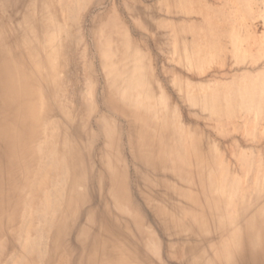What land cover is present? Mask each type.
Wrapping results in <instances>:
<instances>
[{
    "label": "bare ground",
    "instance_id": "obj_1",
    "mask_svg": "<svg viewBox=\"0 0 264 264\" xmlns=\"http://www.w3.org/2000/svg\"><path fill=\"white\" fill-rule=\"evenodd\" d=\"M100 3L0 0V264H264V0L113 2L74 97Z\"/></svg>",
    "mask_w": 264,
    "mask_h": 264
},
{
    "label": "rangeland",
    "instance_id": "obj_2",
    "mask_svg": "<svg viewBox=\"0 0 264 264\" xmlns=\"http://www.w3.org/2000/svg\"><path fill=\"white\" fill-rule=\"evenodd\" d=\"M210 1H212V0H210ZM113 2H115V4H117L118 0H101V3L99 4V6H97V8L95 10H93L92 12H89L87 14V17H85V20L82 23L83 26H82L81 34H79L75 38L74 47L76 50L75 51L76 61L74 62L72 60L73 62H70V65H69V68H70L72 74H74V76L72 77L73 80H71V82H70L71 87H74V89H75V91H74L75 93H72V95L74 97L80 96L79 90L76 89L77 85L75 86V83H78L76 81L77 78L81 79L84 76V73L86 71V68H84V67H85L86 63L88 66H90L91 69H93L92 70V73L94 72L93 75L97 76L98 78H99V76L102 77L103 72H102V68L100 66V62L98 60L97 54H95L97 51V48H96L94 42H92V38L90 36V31H89V24L91 22L92 15H94L95 13H97L100 10H105L108 7L112 6ZM124 17H125V15H124ZM129 30L134 37L138 36L136 33L133 32V30L131 28ZM85 49H86V53L84 54ZM165 64L168 65L167 62H164V61L159 62L160 67L162 65H165ZM87 71H88V69H87ZM98 86H97L98 87V94H96L94 96L95 111H94V114H92L93 117L91 116L92 118L97 117L101 113H105V109L103 108V106L100 102V94H101L102 86L100 83L98 84ZM74 104L78 108L75 101H74ZM108 114L113 116V117H117V115H115V114H112V113H108ZM102 133H103V131H102ZM121 142H122V140H121ZM95 162H97V161L95 160ZM72 179H73V174L69 178V181H71ZM97 189L101 190V191H107V186L104 188H97ZM158 238L160 240L162 239V237L159 234H158ZM159 257L163 260H166L165 249L162 246V242H161V245L159 247Z\"/></svg>",
    "mask_w": 264,
    "mask_h": 264
}]
</instances>
